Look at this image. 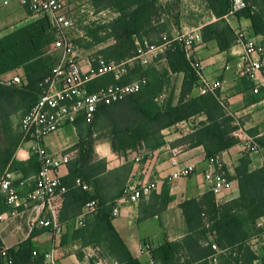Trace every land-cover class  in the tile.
<instances>
[{"label":"trees","instance_id":"trees-1","mask_svg":"<svg viewBox=\"0 0 264 264\" xmlns=\"http://www.w3.org/2000/svg\"><path fill=\"white\" fill-rule=\"evenodd\" d=\"M243 1L245 7L231 14L233 0H206L208 9L217 21L202 28V41L205 43L216 41L221 52L229 51L238 43L237 32L226 19V16L230 15L239 20H249L254 35L264 36V0ZM95 2L114 9L118 14V18L104 28L114 39V44L100 52L108 62L119 63L134 57L137 52L136 39L143 43L144 39L151 40L157 37L159 40L154 45L160 46L168 42L163 57L171 72L185 75L181 99L176 106L173 105L172 98L163 102L157 101L164 93L163 90L168 88L169 78L159 75L153 68L146 69L137 63L134 68L129 69L123 79L117 80L112 73L98 77L88 85L91 93L109 85L127 84L138 76H147L148 84L141 92L100 108L93 123L86 124L83 119L75 123L87 125L88 131L85 140L78 146L79 158L69 163V175L64 180L70 191L68 195L78 204L77 210H73L75 214L67 219L73 222L71 226L73 239L80 240L83 247L90 246L95 249L98 257L112 259L119 264H141L132 255L113 225L115 203H103L97 195L76 187L78 179H82L88 186L91 185L100 171L98 167L86 165L95 142L93 135L108 138L116 154L134 152L145 138L159 135L163 130L192 118L206 116L207 122L200 124L192 134L182 138L179 143L189 148L203 146L207 159L211 160L219 159L222 152L238 144L234 137L237 127L233 125L235 119L228 113L227 105L220 100L218 91L215 94L191 96L194 87L200 83V78L187 60L182 44L174 40L170 33L165 38L161 37L163 32H167L165 25H153L159 14L158 0H95ZM89 34L93 37L94 44L105 41L99 37V30L90 31ZM54 38L49 20L42 18L0 40V76L14 69L26 67L28 78L26 85L21 87H10L0 81V176L6 170L23 171L24 176H28L25 164L15 158V152L22 143V136L14 130L11 115L19 110H25L27 113L39 101L42 95L40 84L52 72L57 57L52 66L44 64L43 60H34L42 57L45 46L48 47ZM256 143L264 148V136L257 139ZM35 157L37 161L33 163V168L40 169L39 159ZM250 163V157L246 154L236 167L235 179L241 193L238 200L216 205L215 194L211 192L207 196L209 217L196 200L181 204L190 230H201L197 240L194 236L186 239L190 252L197 250L202 236L209 241V246L199 250L200 254L193 258L203 260L201 264H212V256L215 255L210 244V235L214 237L221 250L230 251L225 259L226 264H254L256 260L255 254L248 246L251 236L246 225L256 224L258 219L264 217V168L251 172ZM222 169L224 170L223 167ZM90 200H98L99 209L96 214L82 217L83 208ZM80 219L83 225L77 227ZM207 223H210V227H207ZM40 233L41 231H34L19 248L10 249L6 257L0 255V264L6 261L10 264H48L46 252H40L33 243L35 236ZM147 247L157 264H174L180 245L167 243L157 248L151 245ZM2 248L0 242V250ZM95 259H92L93 264ZM262 261L264 264V258Z\"/></svg>","mask_w":264,"mask_h":264},{"label":"crops","instance_id":"crops-1","mask_svg":"<svg viewBox=\"0 0 264 264\" xmlns=\"http://www.w3.org/2000/svg\"><path fill=\"white\" fill-rule=\"evenodd\" d=\"M82 1L76 0L73 5L74 9L75 6L78 8ZM157 7L159 14L154 19L153 25H165L167 32L162 33L161 37L163 38L169 33L175 39L183 32L197 29L201 31L206 25L217 21L208 9L206 0H158ZM6 8L20 9L19 16L23 18L26 14H30L18 1L12 2ZM189 11L200 12L201 15L199 14L198 18L195 19L185 18L184 15ZM9 16L13 18L16 15L11 12ZM226 19L236 32L243 30L248 38L264 44V36L254 35L249 20H239L233 15L226 16ZM180 28L183 29L180 30ZM158 40L159 38L154 37L148 41L155 43ZM163 45L162 50L156 52L151 62L142 66L145 68L151 66L150 68L155 69L159 75L169 78L167 87L170 93L167 100L172 98V103L176 106L181 99L185 75L171 72L166 59L163 57L168 42ZM244 53L245 46L242 43H236L229 51L221 52L216 41L206 43L202 41L196 49V57L203 62L205 67V77L209 80L217 79L223 82L218 95L220 100L227 105L228 113L235 119L233 125L237 127L234 137L238 140V144L222 152L218 157L224 168L225 176L232 186L230 190L215 195L216 205L231 203L240 198V188L235 176L236 167L244 155L248 154L250 157L249 169L251 172L264 168V148L259 147L256 143L257 139L264 136V88L261 94H254V83L240 74L238 65ZM85 68L87 69V67ZM15 75H24L26 83L28 82L26 67H20L3 74L0 76V81L10 79ZM259 80L261 81V77ZM24 85H15V87ZM199 85L200 83L194 87L191 96H201ZM25 113V110H19L11 115L13 128L18 134H20L19 125ZM206 122V116H198L189 121H184L163 130L159 135L145 138L139 143L136 151L121 154H116L113 151L111 141L108 138L100 137L98 134L93 135L95 142L86 165L98 167L100 170L98 176L89 185V192L97 195L100 201L117 203L134 175L151 182H158L157 190L144 195L138 205H122L120 214L113 219L115 229L132 255L141 264H151L153 261L150 252L146 249L147 245L157 248L167 243L180 245L174 264L203 263V260H199V258L193 259L192 252L186 244L188 237L199 236L201 230H190L181 204L196 200L200 207L206 210L207 217H209L207 196L211 194L212 190L211 185L205 181L204 175L210 165L203 146L189 148L179 142L185 136L192 134L200 124ZM87 131L88 126L83 123L78 125L67 124L59 132L48 135L44 140V147L50 155H60L68 149H76L78 150V154L74 158L76 160L80 154L78 146L85 140ZM248 142L255 143L256 150L246 151L244 146ZM174 149L179 151L178 161L181 166L194 167V172L188 178L171 182L169 176L174 171L171 165L172 150ZM134 154H148V158L140 164H135L132 161ZM15 158L25 164L28 176H24L23 171L12 172L14 176L13 186L21 196H26L34 188V180L39 168H33V163L37 161V158L31 153L29 144L23 142L16 150ZM68 175V166L62 167L63 183ZM68 193L59 203V217L65 225V232L58 238H55L50 231L45 232L46 230L43 228L31 227L30 223L36 222L39 218V211L35 207L20 209L18 214H13L11 208L7 206L4 198L0 195V214L7 216L6 222L0 224L2 247L19 248L21 243L28 240L34 231H41L35 236L33 243L40 252H47L54 244L57 245V264H93L92 259L97 253L96 250L90 246L83 247L80 240L73 239V228L71 227L73 222L67 219L75 214L73 210H77L78 204L72 201ZM261 225H264V217L258 219L256 224L248 223L246 225L251 238L258 237V241L253 246L248 243L250 250L256 256L254 264H263L264 237ZM207 246H209V241L205 236H202L196 251L199 252ZM229 253L230 251L221 253L219 261L217 263L212 262V264H226L225 259Z\"/></svg>","mask_w":264,"mask_h":264},{"label":"built area","instance_id":"built-area-1","mask_svg":"<svg viewBox=\"0 0 264 264\" xmlns=\"http://www.w3.org/2000/svg\"><path fill=\"white\" fill-rule=\"evenodd\" d=\"M14 1H18L33 17L49 20L55 38L48 50L50 53L57 52L58 56L52 72L40 84L42 95L39 101L22 117L19 125L22 142L29 144L31 153L39 159L40 169L35 176L34 188L26 196H21L13 186V173L6 170L0 177V195L13 214H18L20 209L35 207L39 211V218L36 222L30 223L31 227L48 229L55 238H58L65 232V225L59 217V203L69 192V188L62 181L61 168L67 167L74 160L78 150L68 149L60 155H50L44 147L45 138L59 132L67 124L75 125L80 119H83L86 124H91L100 108L123 101L129 96L141 92L148 84L147 76H138L127 84L109 85L92 93L89 91L88 85L94 79L110 73L120 80L137 63L149 64L156 52L162 50L164 45L157 46L149 43L146 39L143 40V43L137 40L135 56L119 63L108 62L101 55L82 59L68 36V30L74 26L73 5L76 0H0V6L6 7ZM244 7L243 0H233L231 14ZM237 35L238 43L245 46V53L238 65L240 74L254 83L253 92L259 95L264 88V44L248 38L243 30L237 31ZM174 40L182 44L187 60L200 78V94H215L219 91L223 82L217 79H207L204 74V64L196 57V49L202 43L201 31L197 29L183 32ZM1 82L10 87L24 85L26 77L15 75ZM165 95L162 94L157 101L163 102ZM244 149L254 151L256 145L253 142H248ZM178 152V149L172 150L171 165L174 171L169 176L171 182L188 178L194 172V167L181 166L178 161ZM147 158L148 154H134L132 161L135 164H140ZM208 163L210 168L204 177L205 181L211 185L212 192L216 195L222 191L230 190L232 184L225 176L219 159L208 160ZM76 187H80L84 191L90 190V186L85 184L82 179L76 181ZM157 189V181L151 182L142 177L132 176L124 189L123 196L115 203L113 216L116 217L120 214L122 205H138L144 195ZM99 206L98 200L88 201L83 208L82 217L96 214ZM6 220V214H0V224ZM81 221L80 219L77 222V226L83 225ZM207 227H210V223H207ZM260 227L264 237V225ZM256 241H258V237H252L249 245L253 246ZM210 244L215 251L212 262L217 263L221 253H224L225 250H221L217 246L212 235H210ZM146 249L149 251L148 247ZM9 250V248L3 247L0 250V255L6 257ZM57 255V245L54 244L45 254L46 262L57 264ZM93 258H96L94 264H119L115 260L98 257L97 253ZM6 264H10V262L6 261ZM151 264L157 263L152 261Z\"/></svg>","mask_w":264,"mask_h":264},{"label":"rangeland","instance_id":"rangeland-1","mask_svg":"<svg viewBox=\"0 0 264 264\" xmlns=\"http://www.w3.org/2000/svg\"><path fill=\"white\" fill-rule=\"evenodd\" d=\"M12 10V8L0 6V40L17 31L18 29H21L27 25H32L33 23L39 21V19L33 18L31 13L26 14L23 18L19 16V11H21L20 9H15L13 11ZM11 12L16 16H14L13 18L12 16H9ZM73 12L74 26L73 28L68 30V36L80 58L88 59L92 56L100 55L101 51L114 44V39L108 34L109 32L107 31V29H104L118 18V14L114 9L106 7L104 5L102 6L99 3H96L95 0H83L81 4L78 5V8L75 6ZM199 14L200 12L189 11L184 15V17L195 19L198 18ZM181 29L183 28H180V30ZM97 30H99V37L105 39V41L102 43L94 44V39L89 34V32ZM48 49L49 46H45L42 57L37 58L34 61L43 60L44 64L47 63L52 66L54 64V61H56L55 57L58 56V53H50ZM150 67L151 66H148L147 68L150 69ZM168 90V88L163 90V94L166 95L164 100L162 101L169 99L170 92ZM197 238H199V236H194L195 240H197ZM197 254L199 255L200 251L197 252L196 250H194L192 252L193 257L198 256Z\"/></svg>","mask_w":264,"mask_h":264}]
</instances>
